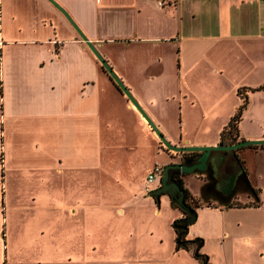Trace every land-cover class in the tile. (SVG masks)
Returning a JSON list of instances; mask_svg holds the SVG:
<instances>
[{"label": "crops", "instance_id": "obj_1", "mask_svg": "<svg viewBox=\"0 0 264 264\" xmlns=\"http://www.w3.org/2000/svg\"><path fill=\"white\" fill-rule=\"evenodd\" d=\"M56 1L174 145L218 144L241 97L242 116L248 100L264 94V0ZM190 75L239 79L228 77L226 91L189 86ZM247 139H264V126L246 132L239 120L237 141ZM162 145L54 4L0 0V264H15L10 243L85 246L92 217L99 264H204L195 243L176 245L183 209L142 188L155 162L183 156L168 161ZM250 146L241 165L255 196L226 198L218 180L179 176L197 203L185 238L201 237L212 264H264V144ZM234 165L231 156L224 172Z\"/></svg>", "mask_w": 264, "mask_h": 264}, {"label": "water", "instance_id": "obj_2", "mask_svg": "<svg viewBox=\"0 0 264 264\" xmlns=\"http://www.w3.org/2000/svg\"><path fill=\"white\" fill-rule=\"evenodd\" d=\"M54 4L68 19V21L73 25L75 30L85 44L90 48L93 54L96 56L98 61L101 63L103 68L108 72L112 79L116 82L119 88L124 92L129 101L136 107V109L142 114V116L147 120L148 124L151 126L152 130L159 137L162 144L171 151L176 153H181L183 156L178 162H170L165 164L162 169V174L160 177L159 186L152 190L150 193L154 198H159L163 194H168L170 198L178 204L179 207L183 209L186 213L182 219L184 221H192L196 217V209L192 207L184 200V190L178 183V181L173 177V173H177L179 176H184L186 174L203 172L206 170L208 164H210L213 169H217V166L223 164V166L228 167L231 164V156L236 153V150L244 146L250 145H262L264 144V139H249L240 140L234 143L225 144L220 141L216 145H174L172 144L160 131L157 125L148 116L142 106L138 103L136 98L132 95L130 90L126 87L124 82L118 77L114 72L111 65L104 58L97 48V44L90 41L87 36L82 32V30L77 26L71 16L64 10V8L56 1L49 0ZM242 168V167H241ZM236 176H234L230 181H228L227 191L230 192L234 186ZM177 225V220L174 222ZM187 227L184 226L186 231Z\"/></svg>", "mask_w": 264, "mask_h": 264}, {"label": "rangeland", "instance_id": "obj_3", "mask_svg": "<svg viewBox=\"0 0 264 264\" xmlns=\"http://www.w3.org/2000/svg\"><path fill=\"white\" fill-rule=\"evenodd\" d=\"M185 50L187 49L184 47ZM194 52V51H193ZM200 60L199 64L197 66H203L205 65ZM173 65V63H172ZM206 66V65H205ZM229 78L235 77V80H238L239 78L237 75L228 76ZM228 77L227 76H193L190 75L186 77L187 84L189 86H198L204 83H212V84H218L220 86L226 87V91L229 89L228 83ZM243 93V91H242ZM222 95V93H220ZM240 104H242V101H240ZM244 110L247 111V115L244 114ZM243 110L241 119H240V128L243 131H249L255 129L257 126H264V94L257 93L256 95H253L252 98L248 100L247 107ZM257 114H260V116H257ZM245 115V117H243ZM227 140V139H225ZM248 140V139H247ZM252 148L253 146H244L241 149H247ZM162 149L164 150L165 154L167 155L168 161H176L179 160L180 157L178 154L174 151L168 150L165 146L162 145ZM247 151V150H245ZM249 151V150H248ZM251 153V151H249ZM248 153V152H246ZM154 165L162 166L161 164L155 162ZM153 165V166H154ZM163 168V166H162ZM147 176V174H146ZM146 176L142 182V188L144 190L145 186V179ZM212 182V180H210ZM193 184H197V180L193 181ZM241 191H245L248 193H251L249 188L245 184H241L237 189L235 194H238ZM254 192L257 194V189L254 188ZM217 200H224L221 196H216ZM202 203H206L205 201H202ZM161 208H164L161 205ZM97 218L92 217L91 219V234H90V243L85 244H79L75 243L70 248H44V249H33V248H27V249H21L18 246V244L10 243L7 251V258L8 261H13L15 264H18L20 261H22V264H36V261L41 262V264H67V261L72 259H83V258H90L92 260L91 264H99V261H96L98 258L101 257V250L99 248V242L98 238L100 236V233H98V225H97ZM109 236V235H108ZM108 240L115 241V234L112 233L110 237H108ZM87 247V248H84ZM112 253H115V250L112 251ZM95 260V261H94ZM47 263H43L46 262ZM39 264V263H37Z\"/></svg>", "mask_w": 264, "mask_h": 264}, {"label": "trees", "instance_id": "obj_4", "mask_svg": "<svg viewBox=\"0 0 264 264\" xmlns=\"http://www.w3.org/2000/svg\"><path fill=\"white\" fill-rule=\"evenodd\" d=\"M241 98H242L241 106L236 111L234 116H232V118L230 119V121L228 122V124L226 125L224 130L222 131V134H221L222 141H226L228 143H234V142L237 141V138H238V122L241 119V111H242V109L244 108V106L246 105V102H247L246 97H241ZM225 139H227V140H225ZM178 183L183 188V184H182V181L180 179H178ZM247 187L249 188L250 192L254 196L257 195L254 192V188L250 187L249 184L247 185ZM183 190H184V200L189 205H191L192 207H195L197 205V203L190 199L189 193H188V191L185 188H183ZM172 205L174 207H179L178 204L176 203V201H174V200H172ZM189 222L190 221H184L182 219H178L177 220V225L175 226V230H176V233H177V235H176V245H177V247H188L191 243H195L194 255L197 258H199L204 264H212L209 261L207 254L200 251V247H201V244H202V238L201 237H195L193 239H186L185 238L186 231L184 230V226L187 227Z\"/></svg>", "mask_w": 264, "mask_h": 264}, {"label": "flooded vegetation", "instance_id": "obj_5", "mask_svg": "<svg viewBox=\"0 0 264 264\" xmlns=\"http://www.w3.org/2000/svg\"><path fill=\"white\" fill-rule=\"evenodd\" d=\"M253 149V147L251 148H247V149H237L236 153L232 156L233 157V162L235 163L234 167H232L230 173H225L223 170V164L218 165L217 167L219 168V177H215V171L213 169V167L208 164L207 168L205 171L203 172H196L197 174H199V176L201 178L204 177V179H215L219 181L218 186L214 185V188H218V192L226 197L229 198L231 196H233V194H235L236 189L241 185V184H245L247 185L248 183V179H247V174L245 172L243 163L245 162L246 158L245 157H249L251 155V153L249 151H251ZM247 150V151H245ZM249 150V151H248ZM248 152V153H246ZM242 164V165H241ZM242 167V168H241ZM234 176H236L235 179V183L234 186L232 188V190L230 191L229 194H226L227 191V185H228V181H230ZM173 177L178 181L179 175L177 173H173ZM181 180V179H180Z\"/></svg>", "mask_w": 264, "mask_h": 264}, {"label": "built area", "instance_id": "obj_6", "mask_svg": "<svg viewBox=\"0 0 264 264\" xmlns=\"http://www.w3.org/2000/svg\"><path fill=\"white\" fill-rule=\"evenodd\" d=\"M162 169H163L162 166L154 165L151 168V170L148 172L146 179H145V186H144L145 193H149L152 191L154 185L158 182V179L160 178L162 174Z\"/></svg>", "mask_w": 264, "mask_h": 264}]
</instances>
